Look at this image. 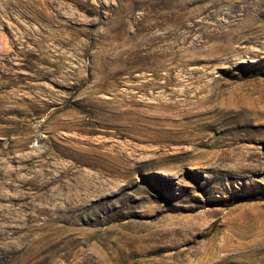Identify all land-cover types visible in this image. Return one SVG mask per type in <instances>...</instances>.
I'll use <instances>...</instances> for the list:
<instances>
[{
    "label": "rangeland",
    "instance_id": "374dc122",
    "mask_svg": "<svg viewBox=\"0 0 264 264\" xmlns=\"http://www.w3.org/2000/svg\"><path fill=\"white\" fill-rule=\"evenodd\" d=\"M0 264H264V0H0Z\"/></svg>",
    "mask_w": 264,
    "mask_h": 264
}]
</instances>
